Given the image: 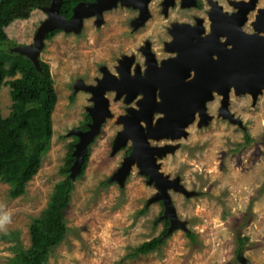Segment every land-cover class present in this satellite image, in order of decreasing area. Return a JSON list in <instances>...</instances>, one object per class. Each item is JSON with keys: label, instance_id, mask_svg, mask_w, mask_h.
Returning a JSON list of instances; mask_svg holds the SVG:
<instances>
[{"label": "rangeland", "instance_id": "obj_1", "mask_svg": "<svg viewBox=\"0 0 264 264\" xmlns=\"http://www.w3.org/2000/svg\"><path fill=\"white\" fill-rule=\"evenodd\" d=\"M160 1L149 3L150 17L135 30L132 19L137 11L118 5L104 10L100 21L95 15L84 17L77 29H60L52 38H46L45 33L37 58L49 64L57 94L50 148L22 195L10 197L9 184L0 180V264L9 262L17 244L29 246L30 223L43 213L55 183L65 177L61 167L73 143V132L81 129L93 105L91 93L76 88V83L94 84L102 75V66L112 72L120 58L138 54L145 41L151 43L156 56L170 54L163 51V43L170 38L165 26L174 17L164 21ZM51 2L19 0L8 8L11 23L6 31L9 42L15 45H7L6 52L10 46L18 51L33 43L48 18L45 8ZM219 2L229 7V0ZM263 3L258 0L257 6ZM13 78L6 77L5 81ZM9 91V84L0 88L3 117L12 110ZM105 95L110 114L89 142L87 168L81 177L73 179L74 189L64 211L70 232L43 264H118L122 258V264H264V190L260 191L264 182V90L254 103L250 94L230 92L228 109L235 122L219 113L221 95L214 94L206 103L210 116L206 123L199 122L197 113L185 127V136L151 141L152 145H172L156 161L163 174L178 178L186 190L168 189L182 226L166 232L159 249L134 257L126 255L162 233L164 204L161 199H153L158 189L148 183L147 175L136 164L121 182L112 180L126 150L112 152L114 138L122 127L117 117L131 104L122 98L114 100L113 91ZM245 131L253 138L247 145L243 144ZM102 181H108V185H101ZM143 207L147 208L145 213L138 214ZM188 230L195 233L199 246L191 247ZM237 235L247 237L240 256L234 252Z\"/></svg>", "mask_w": 264, "mask_h": 264}, {"label": "water", "instance_id": "obj_2", "mask_svg": "<svg viewBox=\"0 0 264 264\" xmlns=\"http://www.w3.org/2000/svg\"><path fill=\"white\" fill-rule=\"evenodd\" d=\"M126 6L137 7L139 16L134 22V27L142 24L148 16V3L150 0H93L90 2H79L72 10L69 18L59 13L61 0H52L49 7L45 8L48 18L40 25L34 41L31 45L18 48V51L29 58L37 66L38 52L45 33L58 29H77L86 13H77L78 9H94L97 21H100L102 12L117 5V2ZM173 0H167L171 3ZM193 4V0H191ZM248 5L253 6L254 0ZM237 4V3H236ZM247 5V6H248ZM89 10V11H91ZM254 32L246 33L237 26L234 39L221 42L217 36L213 38L212 45L205 53L197 50L195 46L184 47L180 44L178 48L167 47L168 50H176V57L161 61L162 72L156 91L152 86L148 91L128 90L121 88L124 80L131 78L129 72L118 69V75H114L106 68H101L102 76L96 78L95 84L78 82L76 88H81L91 93L92 107L89 109L91 122L85 131H74L78 137L73 155L75 160L70 166L69 176L74 179V170H78L87 144L98 132L106 116L110 114L108 109L107 91L115 93V99L123 96V101L128 104L138 92L143 96L136 102L138 109L126 108V113L117 117V122L122 127L117 132L112 152L126 144L128 139L132 141V149L126 155L118 167L112 180L121 182L128 173L132 164H136L140 172L147 175L148 183H153L158 192L153 199H161L164 204L163 216L170 221L167 232L172 228L181 227L175 209L172 205L168 189L186 193L178 178H169L163 174L157 163V157L164 156L172 149V145H151L149 139L174 140L185 136V127L191 122L197 112L199 122L206 123L210 117L207 113L206 103L214 98V94L221 95L219 113L229 119L236 121L234 115L228 109L229 95L232 91L236 95L250 94L254 103L257 96L264 90V8L258 10L252 23ZM180 43H182L180 41ZM192 45V44H191ZM153 83V82H151ZM158 98L156 100L155 98ZM156 100V101H155ZM149 104L145 116L140 111ZM157 111L163 115L152 120V112ZM141 121L145 124L143 127ZM130 123L136 125L139 130L138 137L132 135ZM137 134V133H136Z\"/></svg>", "mask_w": 264, "mask_h": 264}, {"label": "trees", "instance_id": "obj_3", "mask_svg": "<svg viewBox=\"0 0 264 264\" xmlns=\"http://www.w3.org/2000/svg\"><path fill=\"white\" fill-rule=\"evenodd\" d=\"M93 0H61L59 13L69 18L73 8L79 2ZM19 0H0V88L3 84L10 86V98L12 110L7 117L0 112V180L8 183L9 196L16 198L25 192L27 183L38 172L42 157L50 148L52 137V112L54 110L57 94L53 86V78L49 64L38 58L37 66L28 56L13 49L5 51L7 45H15L9 42L6 28L11 23L8 8ZM60 29L55 28L46 33V38H52ZM6 61L8 66H5ZM6 77H14L5 81ZM85 121H90L88 114ZM82 129H87L83 123ZM78 137L74 136L65 155L61 172L65 177L55 183L50 194L49 201L43 213L32 220L29 225L30 244L23 248L20 244L14 247V256L7 264H43L49 252L58 242L65 239L70 232L66 226L64 211L67 208L71 193L74 189L73 179L69 176L70 166L75 160L72 154ZM253 141L250 134L244 132V142L247 145ZM127 153V152H126ZM90 157V145L87 144L81 165L74 173V178L81 177L88 165ZM101 185H108V181H102ZM264 190V182L260 191ZM146 207L138 211L144 214ZM248 214V213H247ZM244 216L247 222L248 215ZM164 228L160 235L142 242L134 247L126 257H134L139 254H147L159 249L166 239V232L170 221L167 217L162 219ZM191 247L200 245L193 231H186ZM247 237L237 235L235 254L240 256L245 250ZM122 260L118 264H122Z\"/></svg>", "mask_w": 264, "mask_h": 264}, {"label": "flooded vegetation", "instance_id": "obj_4", "mask_svg": "<svg viewBox=\"0 0 264 264\" xmlns=\"http://www.w3.org/2000/svg\"><path fill=\"white\" fill-rule=\"evenodd\" d=\"M151 1L152 0H150L149 3ZM166 1L167 0L160 1V10L162 15L164 16V21H166L168 17H174L173 19H170L167 26H165V32L169 35L170 38L163 43V51H169L170 54L166 56H156V53L152 50L151 43L145 41L139 48L138 54L124 55L122 58H120L114 66V70L112 72L106 66H102L101 68H106L116 76L118 75V69H120L121 71L127 70L129 72L131 78L124 80L123 84H119L118 86H120L121 88H126L130 91H148L150 87L157 85V91V89L159 88V84L154 82L159 81V78L162 75V72H160V68L162 67L161 61L167 60L171 57H176L177 54L176 50H168V46L174 48H178L180 44H183L186 48L195 46L197 50H202V52L205 53L212 45L215 44L213 41L215 35L221 42L229 39L232 40L234 39L237 26H239L242 31L246 33H253L254 28L252 23L255 20L258 10L264 8V3L262 4V6H257L258 0H254L253 6L251 7L246 3H250L251 0H229L230 3H226L227 5H229V7L224 6L222 2H219V0H193V4H190L192 3L191 0H173L171 3H166ZM118 5L122 4H120V2L118 1L116 6ZM237 5L240 6L238 7ZM126 7L133 8L137 11L136 15L132 19V29L135 30L137 29V27L141 26L147 19L135 28L134 22L139 16L140 11L139 9L132 6ZM148 17H150V11ZM180 17H186V19H180ZM180 41L182 43H180ZM101 68L100 71L102 74ZM76 84H78V82ZM142 96L143 94L138 92L136 96L132 98V101L130 102L131 105H128L127 107L138 109L136 102L140 100ZM121 98L123 100V96H121L119 99ZM119 99L114 98V100ZM155 99L158 100L157 97ZM148 107L149 104L144 107L142 112L140 111V115L145 116V112ZM126 108L123 114L126 113ZM156 113H158V116H154V114ZM86 114H88L90 117V121H84V124L88 129V125L91 122V116L89 112ZM162 115V113L153 111V122ZM141 124L143 127L145 126L142 121ZM130 126L132 135L138 137L139 130L137 129L136 125L130 123ZM87 129L81 128L79 129V131H85ZM148 140L150 141V144L151 141L155 143H159L160 141H162H156L149 138ZM127 142H130L128 147L126 145H123L118 149L121 150L123 148H126L125 156L128 155L132 149V141L128 139ZM155 145L161 146L159 144Z\"/></svg>", "mask_w": 264, "mask_h": 264}, {"label": "bare ground", "instance_id": "obj_5", "mask_svg": "<svg viewBox=\"0 0 264 264\" xmlns=\"http://www.w3.org/2000/svg\"><path fill=\"white\" fill-rule=\"evenodd\" d=\"M123 6H126V5H124V4H122ZM240 5H238V7H239ZM135 8H137V7H135ZM138 9V8H137ZM89 10H91V9H82V8H80V9H78V11H77V13L76 14H78V13H86L87 15L85 16V17H89V16H94L95 14L93 13L94 11H95V8L94 9H92L91 11H89ZM195 114H197V112L195 113ZM158 141V140H157ZM135 164V163H134Z\"/></svg>", "mask_w": 264, "mask_h": 264}]
</instances>
